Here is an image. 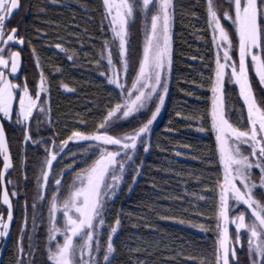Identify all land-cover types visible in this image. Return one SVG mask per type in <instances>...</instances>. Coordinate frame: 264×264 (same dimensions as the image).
I'll list each match as a JSON object with an SVG mask.
<instances>
[{
    "label": "snow or ice",
    "instance_id": "1",
    "mask_svg": "<svg viewBox=\"0 0 264 264\" xmlns=\"http://www.w3.org/2000/svg\"><path fill=\"white\" fill-rule=\"evenodd\" d=\"M62 2L50 0L52 4ZM201 5L211 34L212 59L205 65L208 74L204 79L207 103L183 119L210 125L211 155L192 159L206 164L215 177L186 173L203 188L185 191L192 199L187 206L182 204L180 216L167 214L168 209L145 207L160 220L213 234L210 253L176 251L165 264H176L182 255V264H264V0H201ZM33 6L28 0H0V238L9 237L19 207L12 264H117L116 238L126 213L123 208L113 213V207L122 191L133 190L144 172L145 154L152 149L153 123L169 92L171 30L177 5L175 0H101L99 32L93 37L85 27L77 42L82 49L84 36L101 41L93 53L84 56H93L89 62L110 86L108 99L102 109L98 104L88 109L95 117L91 123L80 116L70 131L65 125L59 132L52 128L50 73L27 36V25L23 33L19 23L8 26L14 12ZM37 11L45 8L37 6ZM134 32L139 35L135 45ZM26 43L34 63V93L27 71L21 75ZM16 46L19 50H13ZM53 47L73 64L81 58L78 50L64 47L62 41ZM52 71L62 69L54 66ZM58 87L74 90L63 82ZM4 122L19 145L18 161L12 155ZM206 130L203 126L197 129ZM61 133L66 135L61 138ZM12 170L17 171L16 178L9 175ZM166 199L183 201L184 196ZM199 202H204L207 212L199 210ZM190 213L210 222L196 223L186 218ZM127 215L131 221V214ZM143 226L154 227L147 222ZM161 243L140 241L129 246L128 264H149L150 249H160ZM134 253H144L145 258H133Z\"/></svg>",
    "mask_w": 264,
    "mask_h": 264
},
{
    "label": "trees",
    "instance_id": "2",
    "mask_svg": "<svg viewBox=\"0 0 264 264\" xmlns=\"http://www.w3.org/2000/svg\"><path fill=\"white\" fill-rule=\"evenodd\" d=\"M28 2L34 6L29 7L27 11L22 7L20 11L14 12L8 26L10 28L19 23L23 33L27 25V36L37 49L45 71L50 73L52 128L59 132L67 125L70 131L80 116L91 123L95 117L88 112V109L96 104L99 108H103L104 102L108 99L110 86L105 84L104 78L99 75V70L89 62L93 56L89 55L87 58L84 56L85 52L93 53V49L98 47L101 41L89 40L88 36H84V47L81 49L77 36L85 27L91 36L97 35L102 12L101 0H63L60 4H52L50 0H28ZM175 2L177 7L171 30L173 65L169 92L164 107L153 123L152 149L145 154L144 172L138 178L133 190L127 194L122 191L113 207V213L116 208H123L126 213L123 217V229L116 238L120 250L117 264H128L127 248L135 247L140 241L149 244L162 242L160 249L155 247L150 249L153 254L147 257L149 264H165L166 258L173 256L176 251H183L185 255L208 254L212 251L214 237L211 232H201L173 220H160L148 207H145L151 205L159 211L168 209L167 214L180 216L182 204L187 206V201L192 199L184 195L185 191H201L203 188V185L189 179L186 173L203 172L206 177L212 176L213 179L215 177V172H210L206 164L192 159L193 156L211 155L214 137L210 125L206 122L201 124L195 119L191 121L183 119L184 116L190 115L193 109H203L207 103L208 92L204 79L208 74L205 65L212 59L211 34L206 30L201 0H175ZM37 6L44 7L45 11L38 12ZM192 12L197 15L192 16ZM89 16L92 17L91 22L88 21ZM36 29L41 31L37 33ZM132 39L135 45L139 40L138 33L134 32ZM61 41L64 47L79 51L81 58L76 64L67 60L63 53L53 47L56 42ZM21 56L23 61L21 75L23 71H27L28 83L34 93L32 78L34 63L31 58V48L27 43L23 46ZM54 66L60 67L62 71L53 72ZM60 82L66 83L74 90L66 91L59 88ZM231 87L234 88V85ZM188 92H192L193 95H187ZM177 111L182 115L177 116ZM201 126L207 130L197 131ZM64 135L66 133H61V138ZM11 140L18 150L19 145L15 137L11 136ZM184 144L190 147L184 148L182 146ZM177 151L182 154L176 156ZM32 154V149H29V155ZM177 172L181 175H176ZM153 182L156 184L155 188L151 186ZM27 189L26 194L29 197L32 189L31 169ZM24 195L25 193L20 196L21 200H24ZM170 196H184V200L166 199ZM199 210L208 211L204 202H199ZM18 213L21 216L20 209ZM127 214H131V221ZM185 216L196 223L210 222L205 216L198 217L195 213ZM140 217L144 219L140 220ZM144 222L154 227L145 228ZM132 223H137L138 227L133 228ZM13 247L12 244L8 248L2 264H12ZM38 256L43 259L42 255L38 254ZM137 257L144 259L145 254L134 253L133 258ZM184 259L183 255L177 257L176 264H182Z\"/></svg>",
    "mask_w": 264,
    "mask_h": 264
},
{
    "label": "flooded vegetation",
    "instance_id": "3",
    "mask_svg": "<svg viewBox=\"0 0 264 264\" xmlns=\"http://www.w3.org/2000/svg\"><path fill=\"white\" fill-rule=\"evenodd\" d=\"M16 49H17L16 47L13 48V50H16ZM4 123H5L6 129H8V131H9V140H10V143H11V152H12V155L18 161L19 160L18 150H17V147L13 146V142L11 140V136H12L11 135V129L9 128L7 122H4ZM9 175L11 177H13V178H16L18 176L16 170L10 171ZM19 201H20V199H19ZM21 201H22V204H23V201L24 200H21ZM13 202H14V205H15L16 204L15 200ZM15 216H17V208H16ZM14 222H15V220L11 224V237H10L9 242H8V244L6 246V249L4 251V254H3V257H2V260H1V264H2V261L4 260V257H5V254H6L7 250H8V248L13 244ZM2 243H3V239L0 238V247H1Z\"/></svg>",
    "mask_w": 264,
    "mask_h": 264
},
{
    "label": "rangeland",
    "instance_id": "4",
    "mask_svg": "<svg viewBox=\"0 0 264 264\" xmlns=\"http://www.w3.org/2000/svg\"><path fill=\"white\" fill-rule=\"evenodd\" d=\"M222 55V54H221ZM33 186V185H32ZM9 191H11V189H9ZM23 193H21V195H22ZM31 198H32V189H31V194H30V196L28 197V200H29V204L31 203ZM19 199H20V197H19ZM21 200V199H20ZM16 202V201H15ZM21 202V204H22V201H20ZM20 208L19 207H17V216H16V219H15V222H14V234H13V246H14V242H15V240H16V238H17V236H18V228H19V223H20V219H21V216L19 215V213H18V210H19ZM21 210V209H20ZM30 218H31V208H29V220H30ZM29 226H30V224H29ZM24 243H25V245H27V239L25 238V241H24Z\"/></svg>",
    "mask_w": 264,
    "mask_h": 264
},
{
    "label": "water",
    "instance_id": "5",
    "mask_svg": "<svg viewBox=\"0 0 264 264\" xmlns=\"http://www.w3.org/2000/svg\"><path fill=\"white\" fill-rule=\"evenodd\" d=\"M16 48H17L16 50H19V46H16ZM10 237H11V232H10V235L7 238V240H3V243H2V245L0 247V264H1V260H2L3 254H4V251L6 249L7 244L9 242Z\"/></svg>",
    "mask_w": 264,
    "mask_h": 264
}]
</instances>
